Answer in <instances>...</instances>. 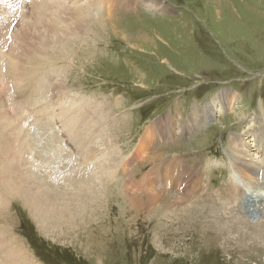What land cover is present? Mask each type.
<instances>
[{"label":"rangeland","instance_id":"rangeland-1","mask_svg":"<svg viewBox=\"0 0 264 264\" xmlns=\"http://www.w3.org/2000/svg\"><path fill=\"white\" fill-rule=\"evenodd\" d=\"M30 1L23 2L24 8L16 7L17 11L13 15L20 12L17 15L20 18L13 16L16 22L13 20L9 30L12 36L16 34L21 45L25 39L24 22L28 23L31 18ZM59 1L69 5L78 1L80 5L89 0ZM161 1L165 7L163 10L147 8L143 2L132 9L119 8L115 11L112 8L113 13L99 8L94 11L91 22L78 36H74L76 32H72L79 27V18L75 20L71 16L73 13L76 16V13L71 14L68 10L67 13L66 9L58 11L68 18L71 29L68 30L65 26L66 29L61 28V34L58 29V35L54 38L49 34L42 41L45 42L46 49L42 48L38 57L32 56L34 59L31 60L29 56L30 62L27 58L22 59L29 62L24 64L30 65L26 64L29 69H26L24 77H36L33 79L34 84L30 79L25 84L23 78H20L23 85L20 88L33 85L34 103L37 105L40 102L41 95L39 99L36 98L39 90L45 96H58L56 100L48 102L55 126L62 128L61 119L55 116L60 110L70 109L76 100L77 103L82 100L86 103L90 101L95 104V108L89 105L82 109L77 107L78 110L74 108L77 112L94 113L92 125L100 132L96 140H92L93 145L88 147H92L99 155L108 154L109 157L115 150L119 157L132 160L127 167L117 166L119 168L113 175L115 187L112 191L109 190L110 194L105 193L106 196L101 197L98 205L89 207L90 211L83 213L84 216L83 211L78 212L73 227L59 223L66 219L59 214L63 199L52 200L54 193L51 191L54 189L48 191L47 197L52 204L48 208H54V215L45 206L38 210L40 214L31 211L20 197L8 196L10 200L6 201L5 206L0 205V240L9 242L7 246L16 248L31 264H43V254L31 247L30 237L25 235L26 229L20 230L23 221L34 226L36 237L33 230L27 228L32 239L36 238L39 243L45 244L50 255L46 264H264V219L261 217L264 215L263 168L260 169L261 177L260 173L255 176L252 172L248 173L251 178L245 177L250 195L263 198L254 221L249 219L243 208L244 195L237 203L223 207L226 208L225 211L219 212V209L213 208L215 203L225 205L227 198L222 195V191L238 183L232 177L234 173L231 168L235 162H242L236 158L234 148L254 154L249 158L256 167L260 168L261 162L264 164V144L259 142L261 132H258L264 121V0ZM14 2L19 5L22 0ZM4 7L7 10L10 8L9 5ZM42 7L43 10L48 9L45 5ZM24 9L26 15L21 14ZM53 10L57 12L58 9L55 7ZM71 19L75 20V24ZM14 28L16 31L12 30ZM10 33L4 50L5 31L2 40L0 39V103L3 88L9 90L10 95L14 91L12 80L7 78L12 77L13 65L10 63L11 59L7 60L4 55L11 54ZM41 40L37 39L38 45ZM21 52L23 51L18 53ZM40 71L45 72L43 82H38ZM221 92H233L236 95L235 101L230 103L227 110L217 106L219 111L216 110L212 119L202 124V127L186 132L180 129L169 140L160 136L158 144L145 152L144 145L140 144L141 138L157 119L171 112H178L186 119L198 108L210 109L214 98ZM13 100L16 98L13 97ZM13 108L11 105L6 112L3 108L0 109V123L4 117L12 115ZM72 113L74 114V110ZM69 118L66 117V120ZM182 121L180 122L185 124ZM77 130L80 131V128ZM237 135H241L243 139L238 140ZM62 136L66 147L73 148L71 142H66L67 135ZM82 136L83 134L79 138ZM253 137L259 142V147L249 145L253 142ZM232 139L238 140L235 146L238 143L242 146L235 147ZM138 148L141 150L139 155H142L136 159L134 153ZM149 157L152 158L151 161ZM173 157H178L180 167L187 171L184 174L188 184L189 181H200H197L196 172L206 173L200 178L201 186L197 184V192L204 202L210 203L214 199V204L201 203L190 209V202L200 199L197 194L188 201L189 206L187 202L182 205L176 202L175 199L179 196L190 194L193 184L186 185L185 189V185L180 189L172 188L174 190H171L168 199L159 203L150 202L148 197L151 194L143 198L139 191L137 194L141 196L136 197L132 190L127 192L124 188L125 183L127 185L140 181L157 162L164 163L175 159ZM244 170L247 175L245 168ZM131 171L132 175L129 176ZM258 178L259 182L256 184ZM59 184L63 186V182ZM201 187L205 189V194ZM182 189L184 193L181 195ZM2 192L0 178V194ZM68 192L67 203L70 206L67 209L75 211L74 213L78 210L75 207L77 203L89 202L91 199L88 196L83 198L81 194L70 197L75 193ZM82 198L84 200H80ZM184 206H188V210ZM203 206L207 208L204 209ZM49 212L51 216H47ZM57 219L60 221L54 222V225L53 220ZM54 251L64 254L56 256Z\"/></svg>","mask_w":264,"mask_h":264},{"label":"bare ground","instance_id":"bare-ground-1","mask_svg":"<svg viewBox=\"0 0 264 264\" xmlns=\"http://www.w3.org/2000/svg\"><path fill=\"white\" fill-rule=\"evenodd\" d=\"M142 2L144 3L145 6H147V8H150V9L163 10L165 8L164 4L161 0H89L87 2L80 4V5H78L79 3L75 2V1L72 2L73 3L72 5H69L63 1L60 2L59 0H31L30 5H29V6H31V8H30V11H31L30 17L31 18L29 19L31 21L28 20V23L24 22L25 23L24 25H26V26H24L25 39H23L24 41L21 42L22 43V45H21L20 43H18V38L16 37V34H14L12 36L11 33L9 32V30H11V24H13L12 23L13 20L16 22V19H13V16L16 15V14L13 15L14 13H16L15 10L17 11L16 7L17 6H18L17 8L21 7L23 5V2H20V4L18 5V4H15L14 0H0V39L2 40V35L5 31V34H4L5 39L3 42L4 43L3 50H4L5 45H6V41L8 40V33H10V35L12 36V38H11L12 41L9 44V46H11V49L9 47V51H10L9 53H11V54L6 56V53H5L4 55H5L7 60L11 59V62L10 61H8V62H10L11 65H13L12 66L13 74H12V77H7V78L11 79L13 82L12 84H14V86L12 87L13 88L12 90H14V91L12 92L11 95H10L11 92L9 93V90L6 91L4 88H3V90H1L3 96L1 95L2 100L0 103V109L3 108L6 112L7 109L11 105L14 106V108L11 109V110H13L12 115L9 114L8 117H6V118L4 117V119L0 123V178H1L2 187H3V192L0 194V196L2 195V198H0V205L3 204V206H5L4 204L6 203V201L10 200L8 196H18L22 199L24 204L31 209V211H34V212L36 211L40 214V212L38 210L39 209L41 210L42 207L45 206V207H47V211H50L51 214H53L52 211L54 210V208H51L52 206L51 207L49 206V208H48V205L51 203L48 202L49 198H47V197L49 196L48 191H51V189H54L51 191V193H54V197L52 198V200L56 201V200H62L63 199L62 207L59 208V214H62V216L61 215L60 216L62 218L66 219L64 221L62 220L63 222L61 221L59 223L61 225H63V223H64L65 226L71 225V227H73L72 224L74 223L75 215L78 214V212L80 213V211L81 212L83 211L82 215L84 216L83 213H86L87 210H89L88 209L89 207L93 208V206H95V204H97L98 201H101L100 200L101 197L103 198V196H106L105 193H107L109 195L110 194L109 190L112 191V189L115 187L113 184V175H115L116 169L119 168L120 166L127 167V165L132 160L128 159V158L126 159V158L119 157L118 152H116L115 150H114L115 152L114 151H113V153L111 152L110 157L108 154H105L108 156V157H105V155H102V154L99 155L96 152H94L92 147L91 148L88 147V145H93L92 140H96L97 134H99V132H100L99 129L95 130L94 126L92 125L94 113H93V115H91V111L89 110L90 112L85 114L82 111L77 112L74 108H76L78 110V108L82 109L84 107H87V105H89L91 108H95L96 107V106H94L95 104L90 103V101H88L89 103H86L83 100L79 101L77 103L76 102L77 100H76L73 102L74 104L73 103H72V105L70 104L71 105L70 109L60 110V112L58 114H55L57 119H61V123H62L61 130H57L54 123H53V126H51L50 128L45 127L44 122L46 121V119L49 116L51 119H53V117H54L53 114L48 113L50 105H49V103H45V97L47 95L45 96V94H40V92H39L40 90L38 92L36 91L37 92L36 98H38L40 95L41 96H40V102L37 103L38 108H35L36 102L34 103L35 100L33 98V96H35L34 95L35 92L33 93V90H32L33 85L30 87H27V88H26V86L20 88V85H22V79H20V78H23V81L25 84H26V81H28L29 79L31 80L32 84H34L33 79L36 77V76H31V75H28V77L26 76V78L24 77L25 73H26V69H29V68H27L28 66H26L27 63L24 64V62H28V61H26L25 59L22 61V59L27 58V60H29L28 57L30 56L31 60H33L34 58H32V56L38 57V54H40V51L42 50V48L46 49V47L44 46L45 42H42V41L44 39H47L49 37L48 36L49 34H51V36L54 38L55 36L58 35V33L56 32V31H58V29L60 30V34L62 32L61 28H65V26L68 28V30L71 29L70 23L67 21L68 18L62 16L61 15L62 12L59 13L58 11H61L63 9L65 11V9H66V12L68 10V11H70V13L71 12L76 13V16L74 13L73 14L71 13L72 14L71 16H73V18L75 20H77V17L79 18L77 21V24L79 27H76V29H74V31H72V30L71 31L76 32V34H74V36H78L79 34H81L83 32V30L86 28V26L91 22L92 16H93V13L95 10H98L99 8L101 10L102 8H104V9H106V12L109 11V12L113 13L112 11H114V10L116 11L119 8H127V9L137 8ZM5 5H7V6L9 5L10 8H8V10H7L4 7ZM25 5H27V4H25ZM39 5H41V6H39ZM43 5H45L48 9L43 10L42 9ZM75 5H78V6H75ZM55 7H56V9H58L57 12L55 10H53V9H55ZM64 7H66V8H64ZM22 8H24V7L22 6ZM74 8H75V10H74ZM112 8H114V10H112ZM21 10H23V9H21ZM24 10H25L24 12L21 11V12H23L21 14H24L26 12V9H24ZM66 12H65V15H66ZM17 13L19 14L20 12H17ZM95 14H96V12H95ZM25 15H26V13H25ZM21 17H22V15H21ZM18 18H20V17H18ZM23 18H24V16H23ZM26 18L28 19V17H26ZM17 20L19 21V19H17ZM23 21H24V19H23ZM74 21L71 19V22H74ZM19 22H21V21H19ZM27 24L29 26H27ZM73 24H75V22ZM1 26L3 28H1ZM73 27H74V25L72 26V28ZM80 29H82V31H80ZM12 30L16 31L15 28ZM13 33H15V32H13ZM10 35H9V37H10ZM37 39H39V41L42 39L41 42L39 43V45L37 44ZM53 41H54V39H53ZM129 43H130V41H129ZM21 50L23 52L18 53ZM24 51H25V53H24ZM7 52H8V50H7ZM43 60H45V59L43 58ZM64 61H66V60H63V62ZM29 62H30V60H29ZM37 63H39V62H37ZM7 65H8V63H7ZM27 65H29V64H27ZM9 67L11 68L10 65H9ZM3 69H4V66H3ZM9 69H7V70L9 71ZM5 70H6V67H5ZM10 73H12V71ZM43 73H45V72L40 71L39 75L37 76L38 82H43L42 81L43 77H44ZM17 79H18V81H17ZM12 84H11V86H12ZM21 89L22 90L25 89V90L23 92H19ZM13 97L16 98L15 101L13 100ZM226 99H227V102H224ZM235 99H236V95L233 92H228V94L221 92V94L219 96H216L214 98V101L212 102L210 109H208L207 107H206L207 108L206 110L203 109V107L198 108L193 113H190V115L186 119L183 116H181L180 113H178V112L174 115L169 114V115H166L164 117H161V118L157 119L154 123H152L147 128L145 134L141 138L140 144L142 143L144 145V149L146 152L148 148H153L158 144L160 136L169 140L170 138H173L176 134V131H178L180 129L183 132L191 131V129H193V128L196 129V128L200 127L202 124H204V123L208 122L210 119H212L214 112L217 110L216 109L217 106L218 107L220 106L221 107L220 109L227 110L230 103L232 104V102L235 101ZM37 101H39V100H37ZM80 105L82 107H80ZM73 110H74V114L72 113ZM217 111H219V110H217ZM222 111L223 110H221V112ZM66 117H70V118L68 120H66ZM124 119H125V117H124ZM181 120H183L185 124H182L180 122ZM262 122L263 123L261 125V130H259L258 132H261L259 142L260 143L263 142V144H264V121H262ZM77 128H80V131H78ZM61 132H62V134L67 135L68 139L66 142L67 143L71 142L70 145L72 146V144H73L74 145L73 148L70 149V148L66 147L67 145L65 146V144H64L65 140L61 138V134H60ZM81 134H83V136L81 138H79ZM251 134H253V133H251ZM177 135H179V134H177ZM253 136H254V134H253ZM237 141L238 140H236V139L233 140V142H232L233 145L236 144ZM259 142L254 140V137H253V142H251V144H249V145H251L252 147H256V146L259 147ZM141 147H142V145H141ZM141 147H140V149H141ZM75 149H76V151H74ZM140 149L134 153L136 159L142 155V154L139 155L140 153H138L139 151H141ZM257 149H259V148H257ZM151 151H154V150L151 149ZM246 152H247L246 150L234 148V154H236V158H239L240 159L239 161H241L242 163L235 162L234 166L232 167V170L234 173V176H232V177L237 178L239 182L237 181L238 183H235L236 186L233 185V187L226 188V189H224V191H222V195H225V197L227 198L225 200L226 204L225 205H219L218 203L217 204L215 203V206L213 207L214 209H219L218 210L219 212H220V210L225 211L226 208H223V207H227L228 205H231L233 203V201L237 203L242 195L246 196V197H244L243 202H245V201L250 202L251 203L250 207L255 208L256 211H257V208H259L258 206L260 204V201L263 198L259 195H256V196L250 195L251 191H250V188H248V184L246 182L242 183L241 179L243 178L246 181L247 180L246 178L250 177V174H248V173H251V172L255 173V176H258L261 168H263L262 170L264 171V164H262V162H261L262 166H259L260 168L256 167L257 165H255L254 162L250 161V158H249L251 155H254V154H251L250 152L249 153H246ZM263 152H264V148H263ZM105 153H106V151H105ZM154 153H153V155H154ZM237 154H240V156ZM155 156H156V158L158 157L157 153ZM146 157H147V155H146ZM173 158H175V157H173ZM177 158L178 157H176L173 160L164 161V163H161V162H157L156 164L154 163L155 165L152 166V168L149 170V172L146 173L142 177V179H140V181H138V180H137V182L133 181L132 184L129 183L127 185H125L126 184L125 183L124 188L127 190V192L132 190L133 191L132 193L135 194L136 197H137V195L139 197L142 195L144 198L145 196L151 194V196L149 195V197H148L150 199V202H153V203L158 202L159 203V201H163L165 199H168V196L171 195V190H174L172 188L176 187V188L180 189L181 186L185 185V187H184V189H185L186 185H190V184L192 185L193 184L192 188L194 190L192 189L191 191H189L190 192L189 195H186V196L184 195V197L179 196L176 199L174 198L176 200V202H180L181 205L186 203V202L188 203V201H190L192 199V197L193 196L195 197V194H197L196 196L200 199H197L196 201H195V199H193L194 201L190 202V207H189L190 209L196 208V206H198V204H201V203H205L207 205L214 204V201H215L214 199L210 203L204 202L202 200L203 198L199 197L201 195L197 192L199 189L197 184H200L199 182L202 180L200 178H202V175H206V173L202 174L199 172L198 174H196L197 173L196 172L195 175L198 177L197 181L198 180H200V181L199 182H196V181L190 182L189 181V184H188V180H186V177L184 174V172L186 173L187 171H185L184 169H182L180 167V162H178L179 159H177ZM143 159H144V157H143ZM147 159H148V157H147ZM154 159H155V157H154ZM138 160L140 161L141 158ZM151 160H152V158H150V161ZM262 160L264 162V159H262ZM155 161H156V159H155ZM260 161H261V159H260ZM117 166H119V167H117ZM123 167H121V168H123ZM242 168H245L247 171V175H246L247 177L246 178L244 177L243 173H240L242 171ZM198 170H200V169H198ZM133 171H134V169H133ZM129 173H130L129 176L132 175V171ZM188 173L190 174V170L188 171ZM193 173H194V171H193ZM193 173H192V175H193ZM231 174H232V172H231ZM183 176L185 178H183ZM190 178H191V176H190ZM234 178L232 180H235ZM253 179H255V177H253ZM61 182H63V186H61L59 184ZM248 182H249V180H248ZM258 182H259V178L257 179L256 184ZM156 183L158 186H161V187H158L156 185ZM116 185H118V184H116ZM200 186H201V184H200ZM25 187H26V190H25ZM155 187H157V188L155 189ZM109 188H111V189H109ZM117 188L120 189L119 187H117ZM55 189L58 190L59 193H58V191H55ZM184 189L180 190L181 195L184 193ZM207 189H208V187H207ZM68 191H74V193H75V194H73L74 196L70 195V197H77L78 194H81L82 195L81 197H83V198L85 196L90 197L91 198L90 200H92V202H90V200L87 199L89 202H86V201L83 202L82 201V203H77L75 206L76 208H78V210L76 211L77 213H74L75 211L71 212L70 209H67L68 206H70L67 203L69 201L68 200L69 196L66 194V193H69ZM139 191L142 193L141 195L137 194V193H139ZM201 191H203V193H204L205 189L202 188ZM263 192H264V190H263ZM37 193H38V195H37ZM91 193H92V195H91ZM133 194H131V195H133ZM262 194L264 195V193H262ZM220 196H221V194H220ZM83 198L80 200H84ZM71 199H73V198H71ZM7 203H9V202H7ZM133 204H136V203L133 202ZM205 204H204V206H207ZM137 206H138V204H137ZM188 206H189V203H188ZM188 206H184L186 208V210H188L187 209ZM157 207H158V205H157ZM205 208H207V207H204V209ZM158 209H160V208H158ZM50 212L48 213L47 216L50 215ZM57 212H58V210H57ZM150 212L152 213V211H150ZM155 212H156V210H155ZM157 213H158V211H157ZM171 213H172V210H171ZM55 214L58 215V213H55ZM53 215H52V217H53ZM56 215H55V217H56ZM48 218H50V217H48ZM263 218H264V215H263ZM178 219H179V216H178ZM57 221H60V220H58V219L53 220V224L55 225L56 223H54V222H57ZM47 225H48V223H47ZM62 227H64V226H62ZM5 228H7V227H5ZM44 228L46 230V227H44ZM60 229H62V228L60 227ZM57 231H58V229H57ZM50 233H52V232L50 231ZM3 234H5V233L3 232ZM63 235H64V233H63ZM262 236L264 237V235H262ZM8 243L3 242V241L0 242V263H3V264H31L25 256H23L21 253H18L16 251L17 250L16 248H14V249L9 248L7 246V245H9Z\"/></svg>","mask_w":264,"mask_h":264},{"label":"flooded vegetation","instance_id":"flooded-vegetation-1","mask_svg":"<svg viewBox=\"0 0 264 264\" xmlns=\"http://www.w3.org/2000/svg\"><path fill=\"white\" fill-rule=\"evenodd\" d=\"M26 231H27L28 235H31V233H29L28 229H26Z\"/></svg>","mask_w":264,"mask_h":264}]
</instances>
